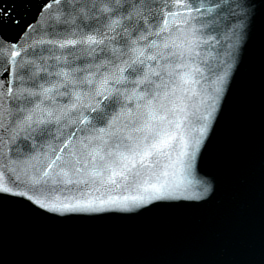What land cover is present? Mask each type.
Returning a JSON list of instances; mask_svg holds the SVG:
<instances>
[{
  "label": "snow or ice",
  "instance_id": "snow-or-ice-1",
  "mask_svg": "<svg viewBox=\"0 0 264 264\" xmlns=\"http://www.w3.org/2000/svg\"><path fill=\"white\" fill-rule=\"evenodd\" d=\"M261 12L264 0H0V223L206 201L202 160Z\"/></svg>",
  "mask_w": 264,
  "mask_h": 264
},
{
  "label": "water",
  "instance_id": "water-1",
  "mask_svg": "<svg viewBox=\"0 0 264 264\" xmlns=\"http://www.w3.org/2000/svg\"><path fill=\"white\" fill-rule=\"evenodd\" d=\"M204 202L139 216L43 221L9 215L10 264H264V12L201 164Z\"/></svg>",
  "mask_w": 264,
  "mask_h": 264
}]
</instances>
